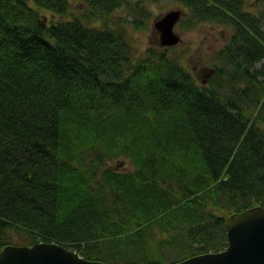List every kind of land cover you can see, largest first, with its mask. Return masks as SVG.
Masks as SVG:
<instances>
[{
	"label": "trees",
	"instance_id": "16d2710c",
	"mask_svg": "<svg viewBox=\"0 0 264 264\" xmlns=\"http://www.w3.org/2000/svg\"><path fill=\"white\" fill-rule=\"evenodd\" d=\"M79 1L0 0V251L15 234L110 264L226 249L230 215L264 207V0ZM166 1L183 30H231L205 83L158 45Z\"/></svg>",
	"mask_w": 264,
	"mask_h": 264
},
{
	"label": "water",
	"instance_id": "95a60500",
	"mask_svg": "<svg viewBox=\"0 0 264 264\" xmlns=\"http://www.w3.org/2000/svg\"><path fill=\"white\" fill-rule=\"evenodd\" d=\"M183 16L176 8L157 16L152 24L159 46L173 47L181 43L175 27ZM228 248L194 256L176 264H264V207L255 206L230 217ZM0 264H107L87 260L76 251L55 242H38L32 246L7 245L0 251Z\"/></svg>",
	"mask_w": 264,
	"mask_h": 264
},
{
	"label": "rangeland",
	"instance_id": "374dc122",
	"mask_svg": "<svg viewBox=\"0 0 264 264\" xmlns=\"http://www.w3.org/2000/svg\"><path fill=\"white\" fill-rule=\"evenodd\" d=\"M79 1V0H77ZM76 0H72V5L77 8L79 5ZM263 0H250L248 3V9L250 8L253 11H256ZM80 2V1H79ZM33 4V3H32ZM182 8L177 3L166 1L161 5H153L150 9L154 17L159 16L168 10ZM184 10V8H182ZM185 11V10H184ZM47 22L51 20L57 21L58 18H54L52 13L43 12ZM125 14L119 12L114 16L115 20L124 19ZM188 14L183 20H187ZM128 20V18H126ZM176 30L180 33L182 41L180 45L174 48V53L177 56H181L184 59V62L187 64V67L196 75L197 79L205 83L208 78V73L211 70L209 67V59H211L217 52H219L226 44L229 43L230 37L232 35L231 30L226 26L216 25V24H207L199 25L194 29L187 30L182 29V25H178ZM150 33L147 36L142 35L140 38L141 43L148 45L151 41L149 39ZM112 168H115L119 171H133V164L125 158H119L109 163ZM26 234H15L12 239L14 244H24L26 241ZM177 248V247H175ZM172 248V252L175 250ZM172 254V253H171ZM188 253H184L183 256H187ZM176 258L167 257L165 258L164 263H170ZM118 264V263H117Z\"/></svg>",
	"mask_w": 264,
	"mask_h": 264
},
{
	"label": "bare ground",
	"instance_id": "6f19581e",
	"mask_svg": "<svg viewBox=\"0 0 264 264\" xmlns=\"http://www.w3.org/2000/svg\"><path fill=\"white\" fill-rule=\"evenodd\" d=\"M179 24V23H178ZM178 24H177V26H178ZM249 209V208H248ZM245 210H247V209H245ZM245 210H243V211H245ZM242 212V211H241ZM227 238H228V228H227ZM211 253H216L215 251H209V252H206V253H202V254H197V255H192V256H189V257H186L185 259H188V258H191V257H194V256H198V255H204V254H211ZM185 259H183V260H185ZM183 260H181V261H183ZM178 262H180L179 260H173L172 262H170V263H164V264H176V263H178ZM110 264V263H109ZM118 264H133V263H123V262H119Z\"/></svg>",
	"mask_w": 264,
	"mask_h": 264
}]
</instances>
